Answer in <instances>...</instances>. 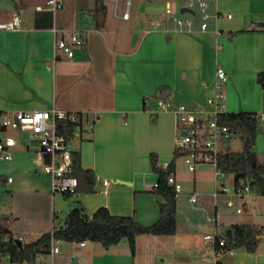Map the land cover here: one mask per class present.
Wrapping results in <instances>:
<instances>
[{
    "label": "crops",
    "instance_id": "crops-1",
    "mask_svg": "<svg viewBox=\"0 0 264 264\" xmlns=\"http://www.w3.org/2000/svg\"><path fill=\"white\" fill-rule=\"evenodd\" d=\"M44 1L0 0V21L14 14L22 20L18 28L0 29V112L53 106L83 112L86 121L81 135L74 136L71 145L73 151H80L82 166L96 174L95 191L74 192L68 197L53 193L51 177L42 171L36 155L38 141L29 132H16L19 143L12 148L13 160L0 161V196H5V201L0 200V231L22 236L24 242L36 240L55 228L74 206L83 207L90 217L105 206L115 215H132L140 224L152 225L161 216L162 200L154 192L158 172L153 155L158 167L174 160L176 179L181 157L174 159V114L151 111L146 100L153 103L157 92L165 89L166 98L174 104L208 108L220 66L228 75L227 112H264V88L257 81L258 72L264 70V0H213L214 11L222 16L206 30L198 25L191 30L168 27L164 23L165 7L155 11L143 0L135 9L120 11L118 0L114 13L105 0L107 11L99 17L98 25L88 20L79 24L77 17L80 10L94 9L97 0H66L55 13L35 9ZM168 3L174 5L167 0L165 6ZM44 12L52 14V26L41 25ZM125 12L128 15L124 16ZM55 28L84 32L85 42L75 48L74 57L56 53L60 33ZM247 28L253 29L242 31ZM97 117L99 120L94 121ZM254 150L264 163V132L258 134ZM104 179H109V184ZM57 195L70 203L61 216L55 211ZM49 199L53 203L50 224ZM245 212L247 206L241 214ZM213 215L202 222L183 214L177 233L193 252L192 264L203 262V235L213 227ZM220 216L218 226L225 232L237 223L239 214L223 209ZM27 234L34 238L25 240ZM125 239L108 248L97 242L115 252ZM84 241L83 247L70 242L71 250H83L89 240ZM64 250L68 255L69 247L64 246ZM238 250L245 253L238 256ZM61 251L60 246L57 256ZM227 253L235 254L234 264H264L258 249L249 252L237 248ZM230 259L222 257L221 264ZM8 261L13 264L9 257ZM164 261L168 260L161 264Z\"/></svg>",
    "mask_w": 264,
    "mask_h": 264
},
{
    "label": "built area",
    "instance_id": "built-area-1",
    "mask_svg": "<svg viewBox=\"0 0 264 264\" xmlns=\"http://www.w3.org/2000/svg\"><path fill=\"white\" fill-rule=\"evenodd\" d=\"M66 0H45L35 6L38 11H50L55 13L61 10ZM197 4L200 11L199 28L210 29L211 23L217 21L222 14L218 11L211 12L209 0H185L184 4L175 7L168 3L165 6V14L177 25L186 24L188 30L193 29V20L186 16L194 4ZM182 7H188L190 11L181 12ZM128 15V13L126 14ZM230 17L231 14H228ZM22 26L21 17L14 14L11 18L0 21V29H15ZM60 36L56 40V53L63 54L68 58L75 56V48L82 47L85 42L84 32L78 29L67 31L56 29ZM221 34L219 29H216ZM228 80L227 72L223 67H217L214 82L215 94L209 99V107L187 106L185 104H174L166 97H156L153 103L146 100L151 111H171L175 116L176 123V150L182 149L185 152L181 156L186 167L190 171H196L200 165H212L216 176L223 174L218 165V158L222 152L230 149L229 145L234 138L241 134L236 127L226 121L227 95L225 86ZM260 121H264V112L248 113ZM69 120L72 123V136L68 137L58 129V121ZM99 120L95 118L94 121ZM86 121L85 114L79 111H68L57 107H50L40 110H17L13 112H0V131L16 130L29 132L38 141L36 155L42 162V171L51 177V191L53 193H74L79 185V180L73 173V149L71 139L81 135L83 124ZM19 143L14 136L5 135L0 137V161H11L14 156L12 148ZM170 163L163 166L168 169ZM11 180V179H9ZM109 184V179H104ZM168 182L175 189V196L180 197L183 189L177 181L174 172L168 177ZM158 184L155 183L156 187ZM253 192L252 181L235 182L231 186L223 184L216 188L212 194L214 206L219 209L210 219L213 227L203 235L206 248L201 254L202 260L218 264L227 251L226 238L220 230L219 215L222 209L228 212L241 214L247 204L246 198ZM199 194L193 193L192 202L198 201ZM225 198V199H224ZM54 229V228H53ZM52 229V230H53ZM14 240H23L22 236L10 235L0 231V249L7 250L9 243ZM86 241H79L80 247ZM60 253V239L53 237L48 252H40L36 256L37 264H56L55 257ZM162 264H173L164 261ZM240 264H244L241 262Z\"/></svg>",
    "mask_w": 264,
    "mask_h": 264
},
{
    "label": "trees",
    "instance_id": "trees-1",
    "mask_svg": "<svg viewBox=\"0 0 264 264\" xmlns=\"http://www.w3.org/2000/svg\"><path fill=\"white\" fill-rule=\"evenodd\" d=\"M174 6L184 4L185 0H173ZM209 9L214 11V1L209 0ZM107 5L105 0H97V5L91 10H80L78 12L79 24L91 21L98 25L99 17L105 15ZM193 20L192 28L199 26L201 17L197 4L195 3L192 10L186 15ZM41 19L45 22L41 25L52 26L53 17L50 12L41 13ZM164 23L168 27L188 28L186 24L179 26L175 24L167 15ZM39 24V23H38ZM39 26V25H38ZM264 28V27H263ZM253 28L243 29L242 31L252 30ZM258 83L264 88V70L257 74ZM226 121L232 123L241 134L242 149L238 151L227 150L222 152L218 158L220 170L225 174H233L235 182L252 181L253 190L264 196V163L259 159L254 150L257 136L261 133V121L247 112L229 113ZM58 129L66 136H72V123L69 120L58 121ZM186 151L177 149L174 159L181 157ZM73 173L78 177L79 185L76 192H93L95 191L96 174L92 169H85L81 163L80 151H73ZM153 166L158 172V184L154 192L158 193L162 200L159 202L161 216L158 221L152 225H143L136 221L132 215H115L103 206L98 208L90 217L81 206L72 207L64 216L62 221L56 224L53 230L44 232L36 240L19 244V240L9 243L7 250L0 249V255L8 256L11 263L37 264L36 256L40 252H48L53 237L69 242H79L82 240L99 241L106 248L117 244L123 238H127L130 243L132 252L135 253L136 238L140 234L155 235H173L176 234L181 226V212L184 209L179 207L180 197L175 196V189L168 182L169 175L174 172V160L170 163L168 169L158 167L153 155ZM69 196L72 193H64ZM191 193L188 197L190 208L195 217L201 214L202 222H206L207 213L213 215L217 207L213 206L212 200L198 198V201L192 202ZM183 205H181L182 207ZM185 212V210H184ZM188 211L186 213L190 214ZM204 212H206L204 214ZM191 213V215H193ZM193 215V216H194ZM201 216V217H202ZM197 220V219H196ZM197 220V221H199ZM227 249L245 248L249 252H255L264 238V226L252 224L249 222H237L224 232Z\"/></svg>",
    "mask_w": 264,
    "mask_h": 264
},
{
    "label": "rangeland",
    "instance_id": "rangeland-1",
    "mask_svg": "<svg viewBox=\"0 0 264 264\" xmlns=\"http://www.w3.org/2000/svg\"><path fill=\"white\" fill-rule=\"evenodd\" d=\"M166 1L167 0H153L152 3H149V0H143L144 5H152L155 11L159 6L165 7ZM170 1L175 3L173 0ZM117 2L118 0L106 1V3L109 5V10H111V13H114L112 10H114ZM138 2L139 0H119L118 10L120 11L122 8L125 9L126 7L129 9H135ZM1 13L2 12H0V16ZM126 14L127 12L124 13V16H126ZM260 124L262 133L264 132V121H261ZM16 132L20 131L9 129L5 134L0 132V135L14 136ZM229 147L232 151L241 150L242 140L239 137L234 138ZM34 161L37 160L35 159ZM177 165V181L181 184L183 189L181 193L182 196L179 200V207L184 209L185 212H189L190 209L192 211H196L193 208H190L191 203L189 202L188 197L191 193L197 192L201 199L209 198L213 202L214 198L212 197V194L216 191V188H221L223 184L231 186L234 181L233 174L223 173L219 176H216L215 169L212 165H200L196 171L193 172L188 170L183 158H179ZM0 200L5 201V196H0ZM245 200L247 202L246 206L248 207V212L239 214L237 222H249L264 226V196L260 195L258 192H256V190H253L251 195ZM67 201H64L59 195L56 196L55 211L58 213V215L60 214L61 216V214H63V212L67 211L69 208L70 203ZM181 205L183 206L181 207ZM52 208L53 203L52 200L49 199V214L47 216L48 224H50L51 221V213L53 211ZM184 210L181 212V223L183 221V214L185 213ZM205 213L206 212H204V214ZM201 216L202 215L199 214L196 216V219L199 220L200 218H203V216ZM205 216L207 221L209 215L206 213L204 218ZM219 220H221V216L219 217ZM221 229L222 228L220 227V230ZM32 238H34L33 235H25V240H31ZM181 239L182 237L179 235V233L173 235L141 234L136 238L135 253L132 252L128 239L123 240V242L116 246V248H114L116 249L115 252L114 250H106L99 242L93 240H89L87 242V246L83 250H71L73 249V245L68 241H62L60 242L62 251L61 254L56 257V261L58 264H73L72 261L74 259L77 262L76 264H161L162 260L165 259L172 262L173 264H192L191 261L193 252L189 250V247L183 245ZM76 245H78V242H76ZM64 246L69 247L68 255L64 250ZM198 252L201 254L200 251ZM237 253L238 256L239 254L242 256L245 252L243 250H238ZM258 253L260 256H264V238L260 242ZM179 254L180 256L184 257H179ZM225 254L226 256L221 257H230L232 260H226L224 264H234L233 259L235 258V254H230L227 252ZM125 256L127 259L124 258ZM242 260L246 261L245 259ZM202 261L203 262L201 263L193 264H212L211 262H206L204 260ZM0 264H9L8 257L5 255H0ZM218 264H221V262Z\"/></svg>",
    "mask_w": 264,
    "mask_h": 264
},
{
    "label": "water",
    "instance_id": "water-1",
    "mask_svg": "<svg viewBox=\"0 0 264 264\" xmlns=\"http://www.w3.org/2000/svg\"><path fill=\"white\" fill-rule=\"evenodd\" d=\"M187 11H190V9H189L188 7H182V8H181V12H182V13L187 12ZM167 94H168V91H166L165 89H161L160 91L157 92V97L164 98V97L167 96ZM18 242H19V244H22L21 241H18ZM72 263H73V264H76L77 262H76V260L74 259V260L72 261Z\"/></svg>",
    "mask_w": 264,
    "mask_h": 264
}]
</instances>
